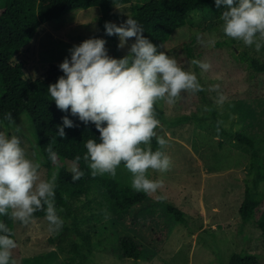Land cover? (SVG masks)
Masks as SVG:
<instances>
[{
	"label": "rangeland",
	"instance_id": "rangeland-1",
	"mask_svg": "<svg viewBox=\"0 0 264 264\" xmlns=\"http://www.w3.org/2000/svg\"><path fill=\"white\" fill-rule=\"evenodd\" d=\"M148 1L132 0V4ZM132 4L117 5L114 13L128 16ZM224 10L223 6H215L191 13L187 24L163 47V51L178 47L179 52L187 45L192 48L193 56L181 53L187 58L182 68L194 71L204 90L183 94L173 106L158 104L166 112L168 124L162 121L161 124L172 167L166 173H150V178L163 182V187L151 196L157 202L146 207L133 222L127 212L111 211L98 184L79 197L65 195L68 202L60 213L64 226L59 232L48 231L45 216L36 218V223L29 226L15 223L16 264H227L236 252L255 254L264 264L261 231L254 224L243 222L239 213L247 184H255L250 175L249 156L226 136L242 133L261 141L264 73L253 70L250 61L264 62V47L257 52L255 46L248 47L226 37L220 19ZM100 16L99 7H90L71 10L43 23L13 61L23 63L26 78H42L52 64L60 65L65 58H71L69 49L92 38L106 40L111 57H125L134 39L120 48L116 36L115 46L100 30ZM125 22L122 18L113 19L117 26ZM211 40H215L214 46L209 44ZM192 59L210 63L211 70L202 72L190 64ZM221 94L226 98L223 104L217 102ZM189 98L199 101L189 107L186 103ZM203 107L202 113L199 112ZM213 111L217 112L224 135L197 124L200 116ZM184 117L186 121L174 124ZM15 124L19 132L2 123L0 131L19 136L30 156L35 153L33 158L41 157L30 116L21 114ZM52 172L42 166L43 178H50ZM114 179L130 185L131 176L120 167ZM169 204L183 211L182 221L168 212ZM127 237L142 246L140 259L125 257L120 242Z\"/></svg>",
	"mask_w": 264,
	"mask_h": 264
},
{
	"label": "clouds",
	"instance_id": "clouds-1",
	"mask_svg": "<svg viewBox=\"0 0 264 264\" xmlns=\"http://www.w3.org/2000/svg\"><path fill=\"white\" fill-rule=\"evenodd\" d=\"M217 8L224 7L220 15L223 34L245 46H255L259 52L264 47V0H214ZM106 35L118 36L119 47L125 48L134 39L128 55L116 59L109 55L104 39H87L69 49L70 59L59 65L64 73L48 87V94L56 107L85 125L93 124L99 139H88L83 161L92 177L117 176L123 167L131 176L130 186L147 196L156 194L163 182L150 178V173H166L171 170L172 159L167 154L168 140L156 106L163 102L175 105L183 94L203 91L199 79L191 69L185 70L178 61L160 50L144 36L137 20L128 17L124 24L105 23ZM199 40V36L197 37ZM210 45L215 40L209 41ZM202 72L212 65L197 59L190 61ZM221 94L218 103L223 104ZM4 120L15 127L11 113ZM63 126L58 127L60 138H66L65 128L76 125L67 115L62 117ZM219 130V129H218ZM157 147L153 149V141ZM55 139L46 147L48 159L53 164L58 153L53 150ZM30 156L22 146L19 136L0 131V217L13 223L29 226L36 223L35 214L44 212L48 231L57 233L64 226L56 206L57 173L45 179L41 175L43 156ZM81 156L73 161L72 181L84 176L78 165ZM163 199V197H160ZM15 235L3 220H0V264H16L13 257L18 247Z\"/></svg>",
	"mask_w": 264,
	"mask_h": 264
},
{
	"label": "trees",
	"instance_id": "trees-1",
	"mask_svg": "<svg viewBox=\"0 0 264 264\" xmlns=\"http://www.w3.org/2000/svg\"><path fill=\"white\" fill-rule=\"evenodd\" d=\"M130 3L132 4V0H0V123L9 125L4 120L6 113H11L14 121L23 113L30 116L36 132L37 144L44 158L43 165L48 172L56 171L58 176L57 208L66 207L68 199L65 195L79 197L86 194L92 185L98 184L106 194L111 211L114 214L127 212L134 222L146 207L151 206L152 203L155 204L157 200L144 193H138L129 184L109 176H91L90 169L82 157L86 154V141L96 139L99 142L100 134L95 125H85L78 117L71 116L70 111L68 113L60 111L55 102L51 100L48 87L64 75L59 65L52 64L45 77L33 79L25 77L22 62L13 61L14 57L29 44L40 25L60 18L71 10L99 7L101 16L98 25L105 34L106 22L113 23V19L117 17L123 20L131 17L141 25L144 36L157 46L160 45V50L163 51V47L169 42L171 36L187 24L191 13L216 6L214 0H150L141 5L132 4L131 14L128 16L114 13V7L117 5ZM109 37L116 46V36ZM184 48L182 52H186L189 57L193 56L192 48L188 45ZM164 52L175 58L181 67L182 62L187 59L181 55L182 52L178 51V47L166 49ZM250 67L257 73H264V62L260 60L251 59ZM198 101L189 98L186 103L191 107ZM201 101L204 103L206 100L203 97ZM204 108H200L199 112L202 113ZM156 110L158 119L168 124L165 110L158 105ZM65 115L76 126L65 128L66 138H60L57 126H63L62 117ZM186 120L187 117L180 118L174 124ZM197 124L224 135L216 111L209 113L208 116H200ZM160 134L165 135L164 131ZM226 136L235 140L237 147L249 156L250 175L255 184H247L245 199L239 213L243 222L252 223L261 231L264 239V132L261 141H256L242 133H235V135L227 133ZM53 139L56 141L53 144V150L58 153L55 164L48 159L45 150ZM152 146L153 149L157 147L155 140ZM77 155L81 156L78 168L84 172V176L73 182L72 167ZM260 185H262L261 190ZM168 212L175 215L177 221H182L183 211L179 208L169 204ZM43 216H45L44 212L35 214V218ZM0 220H3L15 233V223L6 217H0ZM13 238L15 239V235ZM120 245L125 257L141 258L143 248L134 238L127 237L120 242ZM227 264H261V262L255 254L236 252Z\"/></svg>",
	"mask_w": 264,
	"mask_h": 264
}]
</instances>
